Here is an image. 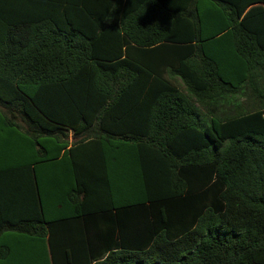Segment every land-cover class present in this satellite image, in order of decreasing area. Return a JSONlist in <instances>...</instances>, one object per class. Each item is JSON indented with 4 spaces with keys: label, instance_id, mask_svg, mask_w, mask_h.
Masks as SVG:
<instances>
[{
    "label": "trees",
    "instance_id": "16d2710c",
    "mask_svg": "<svg viewBox=\"0 0 264 264\" xmlns=\"http://www.w3.org/2000/svg\"><path fill=\"white\" fill-rule=\"evenodd\" d=\"M192 1L0 0V176L16 213L0 215V264H264V9L245 12L264 0H215L204 36ZM139 96L154 101L144 129L107 139L138 149L124 177L86 191L65 131H104L108 102ZM95 214L109 228H44Z\"/></svg>",
    "mask_w": 264,
    "mask_h": 264
},
{
    "label": "crops",
    "instance_id": "0c3cea01",
    "mask_svg": "<svg viewBox=\"0 0 264 264\" xmlns=\"http://www.w3.org/2000/svg\"><path fill=\"white\" fill-rule=\"evenodd\" d=\"M196 4L198 6V12H192V14L188 16L189 18H187L189 19V21L187 20L186 23L188 24L189 22L191 25L195 26L198 22H200L202 26L201 31L204 36L205 33H209L211 29H215V0H199L197 1V3L195 2V0H193L192 3H186L184 6L185 8L195 7L194 5ZM252 7L264 9V2L255 1L254 4H250L248 5V7H246L245 12ZM196 14L198 16H196ZM116 22L117 19L115 18H106L104 23L109 25L110 23ZM201 42L204 44H206L207 42V46L205 49L207 55L215 57V37ZM196 44L199 43H191L192 47H195ZM190 53V59L194 62L196 61V56L201 55L200 49L197 47L191 50ZM191 72L194 76L195 74H199L200 72L203 73L200 67L196 68V66L192 67ZM165 75L166 78L171 80L174 86L185 91L184 85L181 84L180 80L177 77L171 76L168 72ZM214 100L215 99H213L212 101ZM190 101L194 105V108L197 112V119L200 123V127H205L202 124L203 120H208V115L206 114L205 109L203 108L201 103L196 101L195 99L191 98ZM153 102V100H149L147 98H144L143 96L132 99L112 98L108 103L110 105L118 104L120 106L114 109L113 113L110 116V119L106 117V119L104 120V127L106 128L104 131H97V133L93 131L94 128H98L99 120H96L93 124L86 128L78 126V128L81 127L80 131L78 132H74L69 129L65 131L68 141V146L65 150H68L69 148L73 149V156L71 155V157H73L72 164L73 167L79 169V176L81 175L80 180L82 181V184L84 185L86 191L91 192V189H93L94 186L95 190L100 192V195H102L101 192H104L105 184L107 185V181H109V183L112 182L116 184L117 179H122L124 177V175H122L124 173L117 174L118 172H116V170H123V168L127 166L124 165V160H129L130 163V161L134 159V153H136L138 149L136 146L110 144V140L107 139H111V135L117 136L120 133L135 132L138 126L130 125L128 122H130L131 124L135 122L140 126L143 125L144 129V120L148 118V109L146 106H148V103H151V105H153ZM234 102L242 105H245L246 103H256L255 99L250 95L239 96L237 99H234ZM6 165L7 169H9V162ZM0 170H4V165H0ZM97 178L101 180H98ZM14 180L15 178L12 177L10 179V177L0 176V215L2 216H13L16 214L14 210L15 205H11L10 203L14 202L15 198ZM105 216L106 214H95L86 215L84 217L76 219L61 221L59 220L58 222L50 225L45 224L44 228H80V231H82V228H109V223L104 220ZM12 234L14 233H3L4 236H10ZM62 238L64 239L63 229L60 230L59 235V239L62 240ZM64 242L65 240H63V243ZM75 247L76 246L73 245V248ZM81 247H85L82 240L80 242V248ZM59 251H61L60 248ZM82 258H84V255H82ZM64 263V255L59 252V264ZM6 264L9 263L6 262Z\"/></svg>",
    "mask_w": 264,
    "mask_h": 264
},
{
    "label": "rangeland",
    "instance_id": "374dc122",
    "mask_svg": "<svg viewBox=\"0 0 264 264\" xmlns=\"http://www.w3.org/2000/svg\"><path fill=\"white\" fill-rule=\"evenodd\" d=\"M202 124H203V126H206L208 124V120L207 119L203 120Z\"/></svg>",
    "mask_w": 264,
    "mask_h": 264
}]
</instances>
